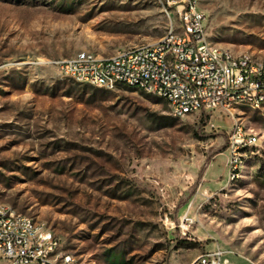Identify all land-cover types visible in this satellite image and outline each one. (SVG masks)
<instances>
[{"label":"rangeland","instance_id":"1","mask_svg":"<svg viewBox=\"0 0 264 264\" xmlns=\"http://www.w3.org/2000/svg\"><path fill=\"white\" fill-rule=\"evenodd\" d=\"M168 1L0 0V202L77 264H189L216 246L264 264V106L177 118L56 64L159 40L177 20ZM197 1L212 42L264 58V0ZM236 125L257 140L231 167Z\"/></svg>","mask_w":264,"mask_h":264},{"label":"built area","instance_id":"2","mask_svg":"<svg viewBox=\"0 0 264 264\" xmlns=\"http://www.w3.org/2000/svg\"><path fill=\"white\" fill-rule=\"evenodd\" d=\"M177 20L159 40L119 48L111 56L82 50L56 62L64 76L114 91L121 87L165 99L177 118L230 112L238 106H264V58L235 54L210 40L206 13L197 0H169ZM231 167L239 149L254 144L252 133L236 125L231 135ZM0 262L7 264H77L59 250L54 232L44 223L0 202ZM189 264H228L216 246Z\"/></svg>","mask_w":264,"mask_h":264},{"label":"trees","instance_id":"3","mask_svg":"<svg viewBox=\"0 0 264 264\" xmlns=\"http://www.w3.org/2000/svg\"><path fill=\"white\" fill-rule=\"evenodd\" d=\"M128 89H130V88H128ZM131 90H133V89H131Z\"/></svg>","mask_w":264,"mask_h":264}]
</instances>
